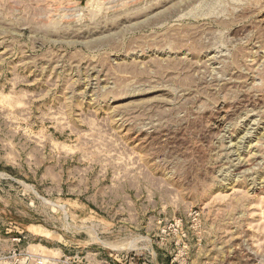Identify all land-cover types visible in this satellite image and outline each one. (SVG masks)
<instances>
[{
	"label": "rangeland",
	"instance_id": "rangeland-1",
	"mask_svg": "<svg viewBox=\"0 0 264 264\" xmlns=\"http://www.w3.org/2000/svg\"><path fill=\"white\" fill-rule=\"evenodd\" d=\"M14 248L264 264V0H0V260Z\"/></svg>",
	"mask_w": 264,
	"mask_h": 264
},
{
	"label": "built area",
	"instance_id": "built-area-1",
	"mask_svg": "<svg viewBox=\"0 0 264 264\" xmlns=\"http://www.w3.org/2000/svg\"><path fill=\"white\" fill-rule=\"evenodd\" d=\"M25 238V236H20L15 238L14 240L21 242ZM46 258L45 255L35 254L31 252L28 248L21 249V248H14L12 254L5 255L1 258V264H45L42 263L43 260ZM52 263V262H51ZM48 264V263H46Z\"/></svg>",
	"mask_w": 264,
	"mask_h": 264
}]
</instances>
